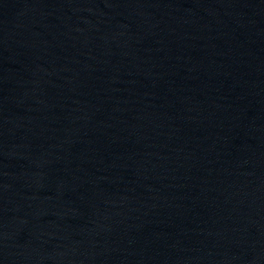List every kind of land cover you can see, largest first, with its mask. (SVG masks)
Instances as JSON below:
<instances>
[{
	"label": "water",
	"instance_id": "95a60500",
	"mask_svg": "<svg viewBox=\"0 0 264 264\" xmlns=\"http://www.w3.org/2000/svg\"><path fill=\"white\" fill-rule=\"evenodd\" d=\"M0 264H264V0H0Z\"/></svg>",
	"mask_w": 264,
	"mask_h": 264
}]
</instances>
